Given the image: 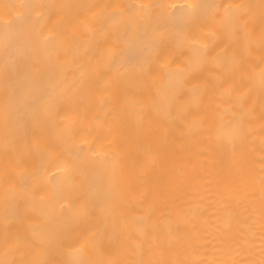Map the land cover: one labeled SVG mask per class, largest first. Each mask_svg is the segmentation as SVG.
<instances>
[{
    "label": "bare ground",
    "instance_id": "6f19581e",
    "mask_svg": "<svg viewBox=\"0 0 264 264\" xmlns=\"http://www.w3.org/2000/svg\"><path fill=\"white\" fill-rule=\"evenodd\" d=\"M0 264H264V0H0Z\"/></svg>",
    "mask_w": 264,
    "mask_h": 264
}]
</instances>
